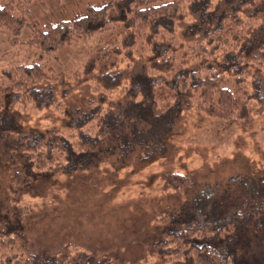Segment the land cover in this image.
<instances>
[{"label":"trees","instance_id":"1","mask_svg":"<svg viewBox=\"0 0 264 264\" xmlns=\"http://www.w3.org/2000/svg\"><path fill=\"white\" fill-rule=\"evenodd\" d=\"M250 1L209 9L208 0H89L71 19L28 23L25 13L45 7L44 0H0V33L9 31L11 43L23 27L31 31L28 44L41 53L101 34L99 46L72 77L36 62L0 74L1 131L10 116L4 109L9 92L12 102L38 106L55 102V86L65 92L87 84L102 92L69 114L63 129L70 136L56 129L14 143L2 139V161H11L9 150L21 149L9 205L15 208L21 199L17 185L29 188L34 176H46L62 163L64 171H77L102 152L123 159L137 150L140 160L162 154L184 104L218 118L220 132L255 118L264 131V22L255 14L241 16ZM114 91L119 96L113 99ZM247 177L239 178L243 188L229 192L191 189L182 174H168L162 189L182 202L151 256L176 264H264V179ZM28 210L23 205L17 214ZM7 216L1 211L0 221ZM7 233L0 226V264H107L104 252L72 242L31 263Z\"/></svg>","mask_w":264,"mask_h":264},{"label":"rangeland","instance_id":"2","mask_svg":"<svg viewBox=\"0 0 264 264\" xmlns=\"http://www.w3.org/2000/svg\"><path fill=\"white\" fill-rule=\"evenodd\" d=\"M88 1L44 0L45 7H30L25 18L28 23L71 19L84 11ZM238 3L241 0H208L209 9L216 4L224 8ZM250 4L241 16L255 14L257 20L264 22V0H251ZM100 36L41 53L28 44L31 31L27 27L21 29L18 42L14 43L10 42L13 35L4 30L0 33V74L17 64L36 62L57 76L63 73L72 77L89 52L99 46ZM101 96L102 92H92L87 84L65 92L55 86V102L38 106L23 99L12 102L13 94L7 93L4 109L10 116L0 130V151L2 139L14 143L39 130L59 129L66 136L72 135L63 129L69 114ZM118 96L119 91L111 95L113 99ZM183 106L162 154L140 160L135 155L137 150L123 159L102 152L77 171H64L62 163L46 176H34L29 188L17 185L21 202H16L15 208L9 205L8 198L9 192L15 190L11 174L20 170L15 161L21 149L9 150L11 161H2L0 155V213L6 209L8 215L0 226L15 236L23 256L34 263L35 258L41 259L72 242L104 252L107 264H176L151 256L157 243L172 229V215L182 202L177 193L162 189L168 174H182L191 189L223 188L229 192L243 188L238 184L243 176L264 179V131L260 129V118L245 127L220 132L218 118ZM56 170L59 173L53 174ZM23 205L29 210L20 216L17 211ZM254 262L261 264L263 260Z\"/></svg>","mask_w":264,"mask_h":264}]
</instances>
